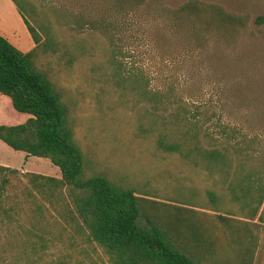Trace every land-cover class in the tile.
<instances>
[{"label": "trees", "instance_id": "16d2710c", "mask_svg": "<svg viewBox=\"0 0 264 264\" xmlns=\"http://www.w3.org/2000/svg\"><path fill=\"white\" fill-rule=\"evenodd\" d=\"M23 1L12 0L34 46L22 52L0 35V94L30 117L0 124V140L47 158L61 177L0 165V264H226L217 237L196 214L213 212V224L228 227L256 217L264 222V154L256 137L211 118L205 106L178 96L170 83L149 86L144 70L105 36V68L121 98L132 96L136 136L151 140L152 155L175 162L163 168L174 183L171 203L147 198L125 176L98 168L75 138L61 63L65 58V65L72 64L95 46L60 34ZM167 9L196 23L211 17L234 30L247 27L246 15L198 0ZM232 242L238 264H250L256 239L234 231Z\"/></svg>", "mask_w": 264, "mask_h": 264}, {"label": "rangeland", "instance_id": "374dc122", "mask_svg": "<svg viewBox=\"0 0 264 264\" xmlns=\"http://www.w3.org/2000/svg\"><path fill=\"white\" fill-rule=\"evenodd\" d=\"M26 1L38 18L51 21L60 34H73L86 46H95L78 55L72 64L65 65L62 59L60 83L73 105L75 138L93 154L98 168L110 169L117 177L125 176L151 200L171 203L168 195H172L174 183L163 168L174 164V159L152 155L151 140L136 136L131 118L132 96L126 93L121 98L105 68V36L127 52L125 60L144 70L149 86L170 83L178 96L205 106L211 118L234 125L249 137L255 136V145L264 154V0H198L246 15L247 27L236 30L211 17L201 23L188 21L167 9L188 0ZM28 19L44 38L29 15ZM22 30L23 36L14 32L17 40L12 33L7 38L25 52L31 49L32 40L26 27ZM21 114L9 97L0 94V124H20ZM24 156L0 140V162L5 160L9 166L19 167ZM17 170L61 177L58 167L43 157L30 156L25 171ZM263 205L264 202L259 212ZM156 209L166 212L163 207ZM205 214H196V218L217 237V247L226 264H238L231 253L234 231L256 239L250 264H264V222L256 217L241 224L244 227L235 223L228 227L213 224L217 219L211 214L215 213Z\"/></svg>", "mask_w": 264, "mask_h": 264}, {"label": "crops", "instance_id": "0c3cea01", "mask_svg": "<svg viewBox=\"0 0 264 264\" xmlns=\"http://www.w3.org/2000/svg\"><path fill=\"white\" fill-rule=\"evenodd\" d=\"M12 3H13L12 0L10 2H8V0H0V35H2L3 37H5L7 40H8L7 34L9 35V33L10 34L12 33V35H13L12 37H14V39L17 40V37L14 36V34H15L14 32L15 31H19L22 34V36H23V30L22 29L24 27H26V25H25V23L23 21L22 16L19 14L16 6H14L15 4L14 3L12 4ZM21 26H22V28H21ZM24 36H25V34H24ZM31 40H32V38H31ZM20 43L18 41V45H20ZM33 46H34V42L32 40L31 48ZM1 95H3V94H1ZM20 113H23V114H21L22 115L21 123L25 122L30 117V114H28V113H24V112H20ZM20 152H23V151H20ZM23 153L25 155L24 156V161L22 162V164L19 167L9 166L8 163H7V161H5V160L4 161H1L0 162V165L7 166V167H10V168H15V169H22V170L25 171V165L27 164V160H28V158L30 156L26 155L25 152H23ZM51 169L53 171H55V172L57 171L56 168H51ZM55 177L59 178L60 176L58 174H56Z\"/></svg>", "mask_w": 264, "mask_h": 264}]
</instances>
